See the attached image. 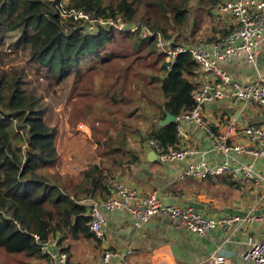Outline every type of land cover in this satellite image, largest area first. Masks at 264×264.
Masks as SVG:
<instances>
[{
    "label": "trees",
    "instance_id": "trees-1",
    "mask_svg": "<svg viewBox=\"0 0 264 264\" xmlns=\"http://www.w3.org/2000/svg\"><path fill=\"white\" fill-rule=\"evenodd\" d=\"M143 1L0 0V29L19 33L11 47L23 46L57 81L74 72L78 92L83 94L79 97L90 94L87 106L93 112L96 107L106 105L105 99L109 100L108 105L113 100L111 105L117 106L118 113L107 112L108 115H118L124 107L132 106L127 116L129 120L143 117L147 124L150 107H156L160 113L152 117L154 124L133 132L142 142L154 139L163 148L179 147L182 143L178 123L160 122L167 113L179 116L195 107L191 91L199 65L190 53L182 52L167 67V57L159 52L156 36L144 37L142 32L146 28L161 33L168 40L173 38L174 45H198L189 36L180 40L185 31L176 37L169 32H176L187 24L190 0H148L146 5ZM201 1L209 15L221 18L215 13L219 0ZM158 10L173 22L172 29L158 17ZM74 11L88 17L76 18ZM118 18L125 23L124 27H115L113 22ZM133 25H138L137 30H131ZM216 32L225 35L229 31L217 30L216 26L211 36L201 41L214 39ZM129 38L137 50L148 49L146 57H156L141 67L138 71L141 79L131 84L129 71L134 62H125L128 53L109 48L118 39ZM114 62L119 63L120 68L119 72H114L117 78L111 72ZM91 65L95 69L92 72ZM81 70H84L85 80L80 75ZM24 83L20 72L0 66V248L10 254H23L30 262L34 258L44 259L37 235L41 240L58 238L61 244L78 236L96 238L87 225L91 206L87 201L98 196L106 199L111 193L113 170L135 164L139 156L129 144L125 129L133 128L129 122L124 127L107 130L109 136L102 142L101 154L106 159L87 165L77 177L66 179L63 186L54 182L50 168L55 167L59 158L58 131L48 124L42 99L26 90ZM132 84L136 89H127V85ZM152 90H157L156 97L152 96ZM101 119L106 124L107 120ZM63 248L69 251L68 247Z\"/></svg>",
    "mask_w": 264,
    "mask_h": 264
},
{
    "label": "built area",
    "instance_id": "built-area-1",
    "mask_svg": "<svg viewBox=\"0 0 264 264\" xmlns=\"http://www.w3.org/2000/svg\"><path fill=\"white\" fill-rule=\"evenodd\" d=\"M77 12L72 13L76 18L88 17L83 12ZM216 13L221 18H228L234 26L230 32L212 43L174 45L173 40L166 39L161 33L145 28L142 34L144 37L156 36L159 52L167 57V67L174 63L178 54L182 52L190 53L199 65L195 86L191 91L195 107L176 116L178 130H182L185 122L198 125L212 141L213 149L221 150L225 154V159L220 161L203 159L190 165L182 177L217 182L221 176L229 175L242 186L255 190L260 204L264 201V127L256 123L238 125L226 117L225 133H217L205 118L204 111L207 106L218 102L241 103L252 107L264 106V76L242 81L232 77L224 67V63L234 57L257 65L264 45V0H219ZM223 13L229 15L224 16ZM124 26V23L119 25ZM130 28L135 31L138 25ZM234 135L246 136L249 145L231 143L229 140ZM148 144L157 152L162 162L184 160L188 156L206 152L204 149L183 143L179 147L163 148L156 140L151 139ZM249 155L252 159L246 157ZM110 190L111 193L106 199L92 201L88 214L87 225L94 236L102 242L107 239V214L120 209H125L131 214L133 224L137 228H143L153 216L164 214L178 226L201 236L219 227L231 229L234 225L232 232H235L247 223L264 224V210L251 212L245 216L212 217L188 203L167 205L157 191L143 192L115 178L111 181ZM36 239L46 264H81L72 259L58 238L41 240L37 235ZM248 244V249L241 253L244 264H264V232L261 239L249 237ZM115 258L119 259V264H130L126 252L122 253L112 246L103 248L101 264H115ZM208 260L210 264H232L223 245H219Z\"/></svg>",
    "mask_w": 264,
    "mask_h": 264
},
{
    "label": "crops",
    "instance_id": "crops-1",
    "mask_svg": "<svg viewBox=\"0 0 264 264\" xmlns=\"http://www.w3.org/2000/svg\"><path fill=\"white\" fill-rule=\"evenodd\" d=\"M220 19L218 29L230 32L234 26L233 22L228 18ZM222 36L223 33L216 32L214 39L203 41L201 44L215 42ZM224 67L232 77L242 81L264 76V45L257 65L234 57L225 62ZM223 103L211 104L204 111L205 118L217 133H225L226 117L238 125L256 123L264 127V106L255 108L257 106L231 102H227L228 105L225 106ZM83 126L87 128L85 124ZM86 133L90 137V133ZM179 139L180 143L204 149L205 154L188 156L184 160L176 161L162 162L159 158L151 160L149 154L153 147L148 141L129 138V144L137 152L139 160L129 167H116L113 170V177L143 192L157 191L165 203L168 197H172V203L176 205L194 201L199 204L198 209L212 217L245 216L251 212L264 210V201L258 204V193L232 180L229 175L221 176L217 182L182 177L190 165L203 159L220 161L225 159V154L221 150H214L210 138L192 122L183 123ZM229 141L233 144L249 145V139L244 135H234ZM246 157L252 159L250 155ZM89 163L91 160L82 166L80 172L87 168ZM100 199L104 198L98 196L92 201ZM107 217V239L104 242L97 239L98 242L93 237L78 236L60 243L61 246L68 247L71 257L81 264H101L102 251L106 246H112L122 253L126 252L130 264H210L209 256L219 245H223L232 264H244L241 253L248 249L249 237L261 239L264 232L263 223H247L235 232H232L233 225L231 229L219 227L201 236L178 226L164 214L153 216L143 228H137L133 224V217L125 209L107 214ZM29 263L46 264V260L34 258ZM115 264H119L118 258H115Z\"/></svg>",
    "mask_w": 264,
    "mask_h": 264
},
{
    "label": "rangeland",
    "instance_id": "rangeland-1",
    "mask_svg": "<svg viewBox=\"0 0 264 264\" xmlns=\"http://www.w3.org/2000/svg\"><path fill=\"white\" fill-rule=\"evenodd\" d=\"M111 1V0H107ZM205 1V0H204ZM148 0H144L142 3L147 4ZM144 4L141 9L143 11ZM190 15L187 24L183 28L177 29L176 32L170 30L169 32L173 37L180 34L182 31V37L180 40H184L185 36H189L190 40L195 39V43L201 44V40H206L219 28V17L215 18L209 15L206 10L203 9L204 3L201 0H190L189 2ZM200 9V10H199ZM158 17L164 20L165 26L168 29H172V21L166 19L167 16H163L159 10L156 13ZM224 16L229 14L223 13ZM170 17V15H168ZM115 27L121 26L124 23L120 18L113 22ZM125 25V23H124ZM194 31V36L192 32ZM19 33L8 30L7 28L0 29V66L4 70H15L20 72L24 80L23 87L39 96L42 99V106L45 108V118L51 126L57 128V150L59 153L58 161L55 167L50 168L52 180L61 186L66 179L75 176L77 177L82 166L89 163L88 165L98 162L102 157L103 152V141L109 136L107 130L124 127V125L131 123L132 129L128 130L127 136L130 139L139 138L137 133L133 131L140 129L146 130L154 124L152 117L159 115L160 111L156 107H150L149 118L146 116L148 123L145 124V118L133 117L134 120H129L128 112L132 110V106H126L123 111L117 114L108 115L107 112H117V106L111 105L113 100L108 105V99H105L106 105L96 107L93 112L92 109L87 106V102L90 101V94L87 93L84 98L79 97L77 75L71 73L67 75L62 81H57L56 77H52V74L47 68L40 65L39 62L33 60L28 53V50L23 46L20 48L11 47V44L17 40ZM119 41L115 44H110L109 48L113 51H121L124 54L128 53L125 62H134L133 67L129 71L130 84L131 82L136 83L141 79L138 71L142 66L148 64L156 58L155 56L146 57L148 49L137 50L136 46L131 38L129 39H118ZM170 40H173L170 39ZM4 41V42H3ZM174 41V40H173ZM186 41V40H185ZM90 62H94L91 60ZM89 62V63H90ZM120 63V61H119ZM117 62L112 63L111 72L114 78L118 75H114V72H119ZM87 65H85V68ZM94 65H91L90 71H94ZM160 66V63L155 69ZM84 70H81L80 75L83 76ZM81 77V78H82ZM127 89H136V85H127ZM140 91H137L139 94ZM127 95L130 96L127 90ZM157 90H152V96L156 97ZM120 100V99H117ZM97 101V99H95ZM101 100H99L100 102ZM115 101V100H114ZM114 103V102H113ZM225 106L227 102L223 103ZM255 108H258L255 107ZM140 112H144L143 109ZM118 113V112H117ZM156 114V116H155ZM117 115V116H116ZM107 120L105 122L98 117ZM144 119V120H143ZM146 120V121H147ZM98 125H97V124ZM83 124L87 126L84 127ZM94 130V131H93ZM90 133L87 135V133ZM103 157L102 159H106ZM57 173V175H53ZM73 259V258H72ZM28 258L23 254H10L4 249L0 248V263L2 264H30Z\"/></svg>",
    "mask_w": 264,
    "mask_h": 264
},
{
    "label": "water",
    "instance_id": "water-1",
    "mask_svg": "<svg viewBox=\"0 0 264 264\" xmlns=\"http://www.w3.org/2000/svg\"><path fill=\"white\" fill-rule=\"evenodd\" d=\"M174 121H176V116L171 114V113H167L166 118L164 120H162L160 122V124H167L169 122H174ZM149 158L151 160H157L158 159V154H157V152L154 149L151 150V152L149 154ZM166 200H167V205H170V204H172L173 198L172 197H168V198H166ZM188 204H190L194 208L198 209V205H199L198 203H196L194 201H188Z\"/></svg>",
    "mask_w": 264,
    "mask_h": 264
}]
</instances>
